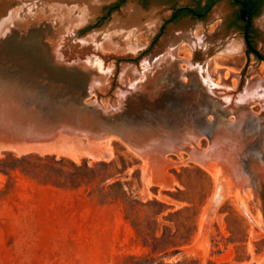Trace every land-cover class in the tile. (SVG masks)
<instances>
[{
    "label": "rangeland",
    "instance_id": "1",
    "mask_svg": "<svg viewBox=\"0 0 264 264\" xmlns=\"http://www.w3.org/2000/svg\"><path fill=\"white\" fill-rule=\"evenodd\" d=\"M17 1L24 3L22 10ZM24 1L14 0L1 23L8 36L0 41V83L82 81L78 74L53 69L47 54L35 48L39 42L51 45L53 29L46 28L44 35L32 32L30 21L49 19L58 32L54 38L71 29H81L79 39L101 35L107 46L98 69L107 77L109 96L118 98L119 84L135 82L131 71L156 62L152 79L142 81L143 95L129 99L123 119L149 126L181 147L163 156L162 172L144 164L147 160L118 138L98 143L102 147L73 141V158L1 152V166L16 169L0 172V264H134L143 258L165 264L185 259L189 264H264V213L258 198L259 182L264 186V101L252 97L254 102L243 105L238 117L221 116L202 80L189 72L191 62L205 60L202 48L192 49L177 35L203 39L211 55L207 80L233 92L264 80V60L247 52L241 40L214 37L215 12L204 26L181 22L157 36L148 26L161 24L169 11L156 0H125L103 17L100 10L90 27L82 23L88 5L102 9L116 0L49 2L48 7H59L58 17L50 10L37 11L41 0ZM253 26L259 32L257 50L264 55V6ZM233 40L240 44L239 52L230 54ZM103 105L108 108V100ZM194 131L200 133L197 143L191 140ZM225 136L228 141L221 140ZM209 153L214 175L197 162ZM46 156L68 159L77 167L86 161L88 170L47 164L41 161ZM232 183L237 197L227 195ZM218 184L223 197L213 206Z\"/></svg>",
    "mask_w": 264,
    "mask_h": 264
},
{
    "label": "water",
    "instance_id": "2",
    "mask_svg": "<svg viewBox=\"0 0 264 264\" xmlns=\"http://www.w3.org/2000/svg\"><path fill=\"white\" fill-rule=\"evenodd\" d=\"M247 8V20L243 33V40L247 48L259 59L264 60L254 50L248 41V31L252 22L255 5L251 0H236ZM13 1L9 0L0 9V41L7 40L6 32L1 30L4 16L9 14V8ZM36 5V4H34ZM2 6V5H1ZM96 11L82 23L87 27L96 21L101 5H95ZM49 19L30 21L35 28L32 32L44 35L46 28L55 35L58 33L54 26H50ZM42 21V22H40ZM40 22V23H39ZM56 25L58 22H56ZM80 23V24H82ZM23 23L21 26H24ZM35 29V30H34ZM8 30H11L10 28ZM81 29H71L70 33L63 32L62 36L54 38L52 43L36 44L35 48L47 54L48 61L55 71H67L78 74L82 81L78 84H30L10 85L0 83V152L6 148L18 150H31L38 153L43 150L71 149L73 141L83 139L89 146H95L98 142L110 138L122 140L128 148L147 161H152L154 168L163 166V156L172 153V149H180L178 142L166 139L149 126L130 125L123 118V111L131 97H141L143 79H152V71L156 66L155 61L138 66L131 71L133 84H119L117 87L118 98L109 96L107 77L98 69V63L102 61L101 51L107 46L102 44L101 35H90L79 39ZM158 31V26L154 34ZM5 37V38H4ZM179 40L186 39L201 41V47L205 60L199 63L191 62L189 72H194L205 86L210 98L220 107L219 113L223 117L239 116V110L243 105L254 102L252 97L264 92V80L256 83L251 89L230 91L228 87L216 86L210 83L205 75L211 55L203 45L202 38L187 37L185 34L177 35ZM6 39V40H5ZM52 51V55L50 54ZM168 55L171 56L170 52ZM188 72V74H189ZM140 91V92H138ZM248 93V94H246ZM108 100V108H104L103 102ZM243 116V113L242 115ZM225 130L231 129L229 126ZM222 129V130H224ZM199 136L200 133L192 132ZM30 153V152H29ZM193 156V154H192ZM261 208L264 213V186L259 182L258 188ZM256 196V194H254ZM256 198V197H255ZM216 203L214 201L215 206ZM213 208V207H212ZM264 229V226H262Z\"/></svg>",
    "mask_w": 264,
    "mask_h": 264
},
{
    "label": "flooded vegetation",
    "instance_id": "3",
    "mask_svg": "<svg viewBox=\"0 0 264 264\" xmlns=\"http://www.w3.org/2000/svg\"><path fill=\"white\" fill-rule=\"evenodd\" d=\"M149 2L150 0H139ZM164 6L169 14L161 19L158 25L157 36L164 33L167 26H176L181 22L205 25L210 16L215 12L216 17L212 23H216L213 36L221 39H237L245 45L246 51L253 54L244 42L243 33L247 20V8L236 0H156ZM255 5L252 22L248 31L250 46L260 53L256 47V40L259 39V32L253 26V20L264 6V0H251ZM125 0H116L114 4L101 9V16L123 4ZM260 6V7H258ZM208 26V25H207ZM261 54V53H260Z\"/></svg>",
    "mask_w": 264,
    "mask_h": 264
},
{
    "label": "bare ground",
    "instance_id": "4",
    "mask_svg": "<svg viewBox=\"0 0 264 264\" xmlns=\"http://www.w3.org/2000/svg\"><path fill=\"white\" fill-rule=\"evenodd\" d=\"M11 1H14V0H11ZM16 1V0H15ZM24 1V0H23ZM51 1H54V0H41V2H39L40 4H41V6L39 5L38 7H41L39 10H37V11H42V12H46V13H48L49 11L48 10H50V12H53L54 14H52V15H55V17H58L59 16V10H55V9H58L59 7H55V8H51L50 6L48 7V3L49 2H51ZM60 1H62L63 3H64V1L66 2V0H60ZM25 2V1H24ZM35 2V1H34ZM34 2H32L30 5H32V6H30V9L32 8L33 10H35V7L33 8V6H35L34 4H36V3H34ZM17 3L20 5L21 4V6H20V10H22L23 9V5H24V3H21V2H18L17 1ZM2 5V6H1ZM37 5V4H36ZM45 5V6H44ZM47 5V6H46ZM25 6V5H24ZM26 6H28V5H26ZM2 7H3V4H2V0H0V9H2ZM29 8V7H28ZM96 9V7H95V5H93V4H89L88 5V7L86 8V10H85V12H84V14H85V18H84V21L87 19V18H90L94 13H95V10ZM88 11V12H87ZM41 12V13H42ZM81 15H82V13H81ZM78 17V16H77ZM83 21V22H84ZM157 26H158V24L157 23H152V24H149V26H148V28H149V30H150V32H154V30L157 28ZM70 28H68L67 30H69ZM71 32V30L70 31H68V32H65V33H70ZM54 36V35H53ZM58 37H60V36H58ZM61 38V37H60ZM198 39V38H197ZM236 41V40H235ZM234 40L233 41H231V43L229 44V47H228V51H229V53L231 54V53H236L238 50H239V43L238 42H235ZM190 46H191V48L192 47H195V46H200L201 45V41H199V40H196V41H192L190 44H189ZM226 52H227V50H226ZM239 52V51H238ZM98 63V67L99 68H101V62H97ZM102 69V68H101ZM246 94H248V93H246ZM258 97L259 98H261L263 101H264V92L262 93V94H259L258 95ZM192 137H191V140H192V142H195V143H197L198 142V140H199V138H198V136L196 135V134H194V133H192V135H191ZM221 138V140H223V141H228L229 140V138L228 137H220ZM109 141H110V139H106V140H104V141H101V142H98V143H102V142H108V144H109ZM108 144H106V146L108 145ZM188 144H191V145H193L194 146V143H190V142H188ZM98 145H100V144H98ZM104 146H105V144L103 145V148H104ZM106 146H105V148H106ZM99 147V146H98ZM100 147H102L101 145H100ZM195 147V146H194ZM104 148V149H105ZM110 148V147H109ZM107 150V149H106ZM178 149H176V148H174V149H172V152H176ZM215 150V148L213 147V149L211 150L212 152ZM5 151H11V152H14V153H16V154H22V153H29V152H31V150H18L17 148H11V147H9V148H6L5 149ZM191 152V151H190ZM38 153H40V154H48V153H52V154H56V155H71L72 156V158L75 156V154H76V152L74 151V150H69V149H52V150H43V151H39ZM86 153V152H85ZM191 153H193V152H191ZM0 154H1V152H0ZM80 154V153H79ZM66 156V157H67ZM70 156V157H71ZM92 156V155H91ZM77 157V156H76ZM208 157V158H207ZM207 157H199L198 158V160H197V162H198V164H200L210 175H214V173H213V171L211 170V165H210V162H211V160H210V158L209 157H213V153H209V156H207ZM71 159V158H70ZM78 159H76V161H77ZM75 161V160H74ZM144 162V164L145 163H148V165H149V163H150V165L152 166V167H154L153 166V162L152 161H143ZM223 163V162H222ZM163 165H164V163H163ZM146 166V165H145ZM148 167V166H147ZM161 168H163L162 167V165H161V167H159L156 171H158V172H162L161 171ZM146 168H144V170H145ZM149 169V168H148ZM149 170H151V169H149ZM147 171V170H146ZM221 171V168H217L216 169V173H219ZM147 172H149L150 173V171H147ZM154 172V171H153ZM145 173V172H144ZM152 173V172H151ZM157 174V173H156ZM144 175H147V174H143V176ZM163 176V175H162ZM150 177V176H149ZM165 178V177H164ZM143 179H144V177H143ZM151 179H152V177H151ZM167 179V178H166ZM169 179V178H168ZM145 180H147L148 181V179H145ZM150 180V179H149ZM157 180V179H156ZM159 180V179H158ZM147 181H144V182H146V183H148ZM151 181V180H150ZM154 181H152V182H150V184H152ZM159 181H157V183H158ZM168 182V181H167ZM145 183V184H146ZM155 183V182H154ZM160 183H161V181H160ZM149 185V184H148ZM153 185V184H152ZM167 185V184H166ZM234 184L232 183V185L231 186H228V189H227V195H231V196H233V197H237V191H236V188H234V186H233ZM223 186H219V184L217 185V188H216V192H215V195H214V201H215V203L217 204V203H219L220 202V200L222 199V197H223ZM259 200H260V198H259ZM264 222V221H263ZM263 226V225H262ZM261 226V227H262ZM263 231H264V229H263Z\"/></svg>",
    "mask_w": 264,
    "mask_h": 264
},
{
    "label": "trees",
    "instance_id": "5",
    "mask_svg": "<svg viewBox=\"0 0 264 264\" xmlns=\"http://www.w3.org/2000/svg\"><path fill=\"white\" fill-rule=\"evenodd\" d=\"M258 7H260V6H258ZM41 161L46 162L47 164L60 165V166H63L64 164L69 163L71 166H73L75 168H78V169L82 168L84 170H88L86 161H83V164L81 167H77L73 162H71L65 158H60V159L56 160V158L54 156H52V157L46 156L44 159H41ZM4 162H5L4 159H0V172L2 171V172L6 173L10 169L11 170L16 169V167L15 168H7V167L5 168V166H1ZM103 182H105V181H103ZM134 264H165V263L162 261H159L157 259H154V258H143V259L135 260ZM176 264H189V261L185 259L183 261L177 262Z\"/></svg>",
    "mask_w": 264,
    "mask_h": 264
}]
</instances>
